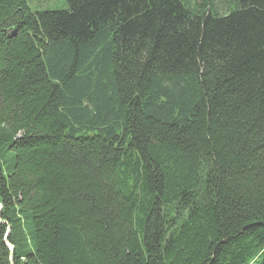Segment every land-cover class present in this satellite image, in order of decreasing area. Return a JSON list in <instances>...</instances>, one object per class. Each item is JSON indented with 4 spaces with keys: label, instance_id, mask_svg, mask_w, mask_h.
I'll use <instances>...</instances> for the list:
<instances>
[{
    "label": "trees",
    "instance_id": "obj_1",
    "mask_svg": "<svg viewBox=\"0 0 264 264\" xmlns=\"http://www.w3.org/2000/svg\"><path fill=\"white\" fill-rule=\"evenodd\" d=\"M66 2L0 0V264H264V0Z\"/></svg>",
    "mask_w": 264,
    "mask_h": 264
},
{
    "label": "rangeland",
    "instance_id": "obj_2",
    "mask_svg": "<svg viewBox=\"0 0 264 264\" xmlns=\"http://www.w3.org/2000/svg\"><path fill=\"white\" fill-rule=\"evenodd\" d=\"M27 6L35 10H63L67 8L66 0H26ZM263 255H259L257 260L262 259Z\"/></svg>",
    "mask_w": 264,
    "mask_h": 264
}]
</instances>
